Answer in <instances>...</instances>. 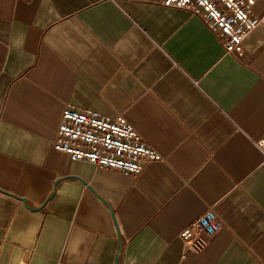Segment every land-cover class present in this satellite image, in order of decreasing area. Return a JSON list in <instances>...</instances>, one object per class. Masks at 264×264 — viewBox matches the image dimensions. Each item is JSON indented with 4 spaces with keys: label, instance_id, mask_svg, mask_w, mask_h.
<instances>
[{
    "label": "crops",
    "instance_id": "1",
    "mask_svg": "<svg viewBox=\"0 0 264 264\" xmlns=\"http://www.w3.org/2000/svg\"><path fill=\"white\" fill-rule=\"evenodd\" d=\"M242 48L160 0H0V264H264V22ZM68 104L123 114L160 159L72 161ZM207 209L223 228L189 252Z\"/></svg>",
    "mask_w": 264,
    "mask_h": 264
},
{
    "label": "built area",
    "instance_id": "2",
    "mask_svg": "<svg viewBox=\"0 0 264 264\" xmlns=\"http://www.w3.org/2000/svg\"><path fill=\"white\" fill-rule=\"evenodd\" d=\"M253 4L254 0H160L163 7L200 18L228 55H240L245 37L264 22V17L252 16ZM256 146L264 154V138ZM53 148L66 153L72 161L130 176L139 175L145 162L160 159V154L143 142L123 114L107 117L98 111L78 110L70 104L61 112ZM222 228L219 216L207 209L182 228L178 238L185 250L201 253Z\"/></svg>",
    "mask_w": 264,
    "mask_h": 264
},
{
    "label": "water",
    "instance_id": "3",
    "mask_svg": "<svg viewBox=\"0 0 264 264\" xmlns=\"http://www.w3.org/2000/svg\"><path fill=\"white\" fill-rule=\"evenodd\" d=\"M20 199L23 201V203H24V205H25L26 207H29L28 204H27V200H26V199H24V198H20ZM115 264H119V263H118V256H116Z\"/></svg>",
    "mask_w": 264,
    "mask_h": 264
}]
</instances>
